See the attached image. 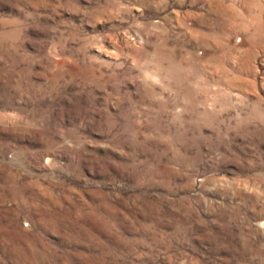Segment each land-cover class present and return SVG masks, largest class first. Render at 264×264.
<instances>
[{
	"label": "rangeland",
	"instance_id": "1",
	"mask_svg": "<svg viewBox=\"0 0 264 264\" xmlns=\"http://www.w3.org/2000/svg\"><path fill=\"white\" fill-rule=\"evenodd\" d=\"M0 264H264V0H0Z\"/></svg>",
	"mask_w": 264,
	"mask_h": 264
}]
</instances>
